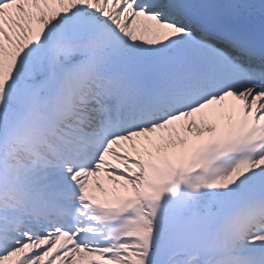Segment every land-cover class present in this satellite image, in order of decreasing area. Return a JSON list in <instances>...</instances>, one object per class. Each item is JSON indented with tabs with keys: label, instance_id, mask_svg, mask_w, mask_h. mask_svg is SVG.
Instances as JSON below:
<instances>
[{
	"label": "snow or ice",
	"instance_id": "obj_1",
	"mask_svg": "<svg viewBox=\"0 0 264 264\" xmlns=\"http://www.w3.org/2000/svg\"><path fill=\"white\" fill-rule=\"evenodd\" d=\"M0 264H264V0H0Z\"/></svg>",
	"mask_w": 264,
	"mask_h": 264
}]
</instances>
